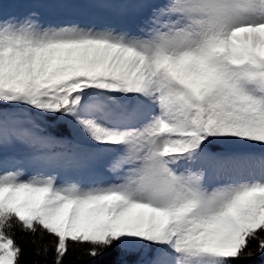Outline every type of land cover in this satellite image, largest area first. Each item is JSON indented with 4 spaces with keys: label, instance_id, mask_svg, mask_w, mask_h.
Segmentation results:
<instances>
[{
    "label": "snow or ice",
    "instance_id": "snow-or-ice-1",
    "mask_svg": "<svg viewBox=\"0 0 264 264\" xmlns=\"http://www.w3.org/2000/svg\"><path fill=\"white\" fill-rule=\"evenodd\" d=\"M20 240L264 264V0H0V264Z\"/></svg>",
    "mask_w": 264,
    "mask_h": 264
},
{
    "label": "trees",
    "instance_id": "trees-1",
    "mask_svg": "<svg viewBox=\"0 0 264 264\" xmlns=\"http://www.w3.org/2000/svg\"><path fill=\"white\" fill-rule=\"evenodd\" d=\"M25 239H30V238H25ZM49 239H51V237H49ZM21 243V246L25 249V255H24V264H32V261L34 259L33 255H32V246L30 243H25L24 240H20L19 241ZM53 258V254H50L49 255V264L51 262ZM69 260H72L74 262V264H88V262L85 260V261H78L75 259L74 256H71L68 258ZM262 258L260 257H257L255 261L252 262V264H260V261H261Z\"/></svg>",
    "mask_w": 264,
    "mask_h": 264
}]
</instances>
